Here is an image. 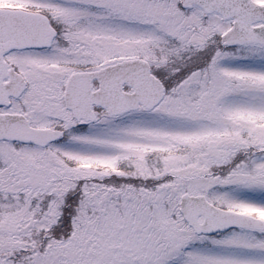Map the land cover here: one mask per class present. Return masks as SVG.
Segmentation results:
<instances>
[{"label":"snow or ice","instance_id":"1","mask_svg":"<svg viewBox=\"0 0 264 264\" xmlns=\"http://www.w3.org/2000/svg\"><path fill=\"white\" fill-rule=\"evenodd\" d=\"M0 264H264V0H0Z\"/></svg>","mask_w":264,"mask_h":264}]
</instances>
